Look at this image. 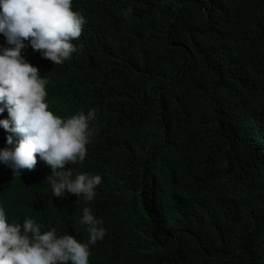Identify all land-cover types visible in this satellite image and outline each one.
Segmentation results:
<instances>
[{
	"label": "trees",
	"instance_id": "16d2710c",
	"mask_svg": "<svg viewBox=\"0 0 264 264\" xmlns=\"http://www.w3.org/2000/svg\"><path fill=\"white\" fill-rule=\"evenodd\" d=\"M120 1L127 31L106 32L105 54L92 65L103 76L87 91L74 85L87 70L61 72L49 84L57 110L104 100L115 150L154 155L155 170L165 153L170 212L162 223L145 208L134 221L138 238L117 264H175L167 239L182 236L179 251H187L193 228L217 238L198 264H264V249H255L264 246V0ZM171 200L162 197L166 210ZM144 245L155 246L150 258Z\"/></svg>",
	"mask_w": 264,
	"mask_h": 264
},
{
	"label": "clouds",
	"instance_id": "9594fccd",
	"mask_svg": "<svg viewBox=\"0 0 264 264\" xmlns=\"http://www.w3.org/2000/svg\"><path fill=\"white\" fill-rule=\"evenodd\" d=\"M119 3L0 0V180L5 179L6 197H16L19 210L10 219L0 206V264H117L125 246L138 238L141 229L134 221L145 215V208L151 220L162 223L170 212L173 187L169 169L161 163L165 153L157 154L155 170L154 155L115 150L105 134L104 100L57 110L49 96V84L61 72L87 70L88 79L74 82L84 91L92 79L103 76L92 65L105 54L106 32L127 31L116 13ZM86 14L97 15L90 38L82 30L91 19ZM253 164L262 166L256 157ZM10 184H15L13 189ZM163 189L172 197L167 210ZM31 196L34 204L28 202ZM71 202L74 207L69 209ZM27 204L42 209L34 219L26 217ZM192 231L187 251H179L182 236L167 239L175 264H198L212 252L210 241L217 238L204 239L197 228Z\"/></svg>",
	"mask_w": 264,
	"mask_h": 264
},
{
	"label": "bare ground",
	"instance_id": "6f19581e",
	"mask_svg": "<svg viewBox=\"0 0 264 264\" xmlns=\"http://www.w3.org/2000/svg\"><path fill=\"white\" fill-rule=\"evenodd\" d=\"M90 18L91 19H89L86 22V25L87 26H85L84 28H82L83 32H85L86 34L89 35L88 36L89 38L91 37L90 34L92 32L91 31L92 30V26L93 25H96L98 23L97 22V15L96 14H92V16ZM19 178L21 180L25 181V182H28V180L26 179V177H25L24 174L19 175ZM14 186H15V184H10L8 188L9 189H13ZM33 189L34 188H31V191H33ZM5 191H6L5 179H1L0 180V195L2 196V199H1V202H0V206H3L5 208V211H6V214H7L8 218H10V219L12 218L13 219V214L14 213H18V211H19L18 210V206L14 203V201H16V197H14L13 195H11V197H9V198L6 197ZM163 196H170L169 193H168V191L166 189H163V191H162V197ZM112 197H113V194H112ZM182 198L184 199L185 197H182ZM27 199H28V202H31L32 204L35 203L34 197H32V196L31 197H27ZM158 199L159 198H158L157 187H156L155 190H154V202L157 201ZM9 201L11 202V204H7V202H9ZM20 201H22V200H20ZM118 203L123 204V202H118ZM43 204L45 206L47 205L46 203H43ZM127 206L129 208L132 207V205H130V204H127ZM73 207H74V202H71L70 205H69V209H71ZM26 208L28 210V215L26 217H30L32 219H34L35 218V215L38 214L39 212H41V210H42L40 207H34L33 205H29V204L26 205ZM23 214H24V212L21 209L20 210V217H23ZM22 223H23V221L21 222V224ZM46 223L48 224L49 222H46ZM119 224H123V222L120 221ZM56 232H57V235L59 236L60 231H56ZM82 234L87 235V233H83V232H82ZM136 235H138V231L136 232ZM106 236H107V234H105L104 238ZM153 240L155 241V238H153ZM104 244H106V243L104 242ZM132 245L138 246L139 244L136 243V242H133ZM139 247L142 248V249H145L147 251V254H149V257L148 258H150L151 257V254H152V251H153V249L150 250V248H154L155 246H151L150 248H147L145 245H144V247H142V246H139ZM132 248L133 247H131L129 251L132 252L133 251ZM125 249L128 250L127 249V245L125 246ZM133 252H137V251L134 250ZM139 256H140V254H131V257H139ZM69 264H70V262H69Z\"/></svg>",
	"mask_w": 264,
	"mask_h": 264
},
{
	"label": "rangeland",
	"instance_id": "374dc122",
	"mask_svg": "<svg viewBox=\"0 0 264 264\" xmlns=\"http://www.w3.org/2000/svg\"><path fill=\"white\" fill-rule=\"evenodd\" d=\"M7 204H11V202L9 201V202H7Z\"/></svg>",
	"mask_w": 264,
	"mask_h": 264
}]
</instances>
